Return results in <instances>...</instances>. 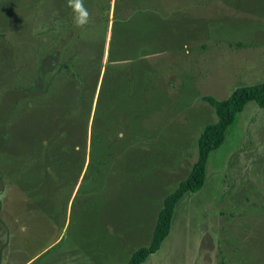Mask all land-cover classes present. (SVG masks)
Masks as SVG:
<instances>
[{
    "label": "rangeland",
    "instance_id": "obj_1",
    "mask_svg": "<svg viewBox=\"0 0 264 264\" xmlns=\"http://www.w3.org/2000/svg\"><path fill=\"white\" fill-rule=\"evenodd\" d=\"M145 1L84 0L91 20L77 27L67 0H0V264H91L89 249L95 262L104 255L110 264L126 261L128 254L149 244L164 197L196 161V142L204 126L217 120L203 97L226 100L239 87L264 82V0H160L171 15L166 14L148 38L158 49L124 62L118 73L113 67L123 64L118 62L116 37L127 46L137 44L115 24L133 13V3L151 5ZM119 30L122 33L116 34ZM77 43H84L82 59L94 58L96 46L103 48L96 89L88 78L84 104L93 91L95 98L102 90L107 101L103 115L114 124L113 104L124 117L138 109L128 107L132 95L140 108L150 107L145 125L153 126L163 143L147 142L136 177L137 164L126 156L117 178L122 184L118 199L110 198L103 210L63 230L72 181L47 200L24 188L49 187L43 183L45 173L54 177L62 170L31 162V142L38 145L44 135L54 133L47 129L42 100L33 102L52 81V109H62L74 122L84 96L72 75L73 61H68ZM149 71L155 74L156 90L146 89ZM68 143L64 149H70ZM64 149L62 154L73 155ZM36 156L44 153L39 150ZM182 209L185 231L172 247V237L165 240L148 262L171 248V264H264V108L253 102L245 107L222 146L210 154L203 188L185 195L173 221ZM21 226L27 231L21 232ZM102 227L104 239L99 238Z\"/></svg>",
    "mask_w": 264,
    "mask_h": 264
},
{
    "label": "trees",
    "instance_id": "obj_2",
    "mask_svg": "<svg viewBox=\"0 0 264 264\" xmlns=\"http://www.w3.org/2000/svg\"><path fill=\"white\" fill-rule=\"evenodd\" d=\"M137 4H138L137 2L133 3V5H131L130 7L134 6L135 9L136 7H138L136 6ZM137 11L139 10L136 9L135 13L130 14V16H128L126 20H123L121 23L115 24V29L124 30V32L127 35L135 39L137 44V47H132L133 46L132 43L131 46L130 45L127 46L125 43L121 41L120 38L116 37L117 42L115 43L116 45L115 48L117 49V55L120 58L118 62H121V64H123L120 65L119 67H113L116 69V71H118V73L124 70V66L126 65L124 64V62L126 63L131 59L137 60L138 58H144L148 55H151L156 49H158L156 45L149 43L151 39L148 40V38L152 37V35L154 34L153 29H155V27L159 24L157 20H154L155 15L153 14L145 15V13H138ZM122 25H124L123 29L121 27ZM107 27H108V23L105 22L104 25L105 34L107 32ZM117 33L118 34L122 33V31L119 30V32L117 31L116 34ZM145 38L147 39L145 40ZM92 51H88L87 53L91 54ZM102 52H103V48L101 49V47L98 45L96 46V55L94 56V58L92 57V58L82 59V57L85 54L84 43H77L74 49L72 50L71 54L69 55L70 57L68 61L70 62L73 61L74 64L72 65L74 68V73L72 75L75 77L78 86L80 87L81 91L84 93V96L81 98L80 107H78V114L76 115L75 118L72 119L74 120V122H71V120H69L70 118L67 117L64 114V112L61 111L62 109H59V111H57V109H52L51 107L52 100L50 96V94L53 92L52 81L51 82L49 80L47 81L49 83L50 89L47 88L46 92L38 96V98L36 99L32 98L33 101L35 99L33 104L36 105L40 103L38 102L39 99L42 100L43 103L42 102L41 103L43 107L46 108L45 113L46 115L48 114L47 117L49 118L47 129L52 130L54 133L48 135L49 134L48 132V134L44 135L45 138L40 139L38 145L36 143L34 144L33 142H31V146H32L30 147L31 155H32L31 162L37 164L39 163L38 161H40L43 165L42 167H47V165H49L48 167L56 165L58 167H61L62 170L57 175H54V177L52 176L53 175L52 173H51L52 175H49L50 173L49 174L45 173L46 180L43 183L44 184L49 183L50 186L48 187L47 185H43L35 189L36 184L32 188H31L32 186L31 184L30 187L24 188L25 190H27L28 193L33 194V192L36 193L38 191L37 195L40 194L42 196L44 195L46 200L47 198L53 199L55 197L54 195L57 194V193L55 194V192H58L63 188H66L68 186L67 184L71 183V181L73 185L68 193L69 197L72 191L74 190L75 185L77 184L81 176L86 161L87 140H88L87 130L90 120L92 102L94 99L93 97L94 91H93V93L91 94V99L89 100L90 101L89 104L85 105L83 102L85 95L88 92L87 80L89 78V82H90L91 79H93L96 89V85L98 83L101 73ZM131 55L132 58H129V56ZM64 69L67 71L70 68L69 66L65 65ZM149 73L151 74V76L149 75ZM149 73L147 74L148 78L146 83V89L156 90L158 88L155 86L153 80L155 74L152 73L151 71H149ZM100 93L102 94L103 91L101 90ZM145 94L147 95L148 93ZM45 99L48 100L45 101ZM203 101L208 103L213 108L217 120L215 123L207 124L206 126H204L196 142V148H197L196 161L192 164L186 177L183 180H181L177 184L176 188L163 199L162 208L158 213L156 225L153 230L152 238L149 245L137 249L131 255L127 264H142L150 255L156 253L160 249L161 244L163 243V241L170 232L171 220L173 217L174 209L178 204V202L186 194H194L203 188L206 180V168L210 154L222 146L226 135L235 128V126L239 121V117L241 113L244 111L245 107L249 103L253 102L259 108H264V82L253 86L239 87L235 89L230 95V97L227 98L226 100H216L212 97L206 96L203 97ZM133 106L138 108L137 110L131 109V112L132 111L139 112L140 117L135 116L136 118L138 119L147 118L146 116L147 113L149 112L150 107L144 106L140 108L137 104H135V100L131 95V98L128 101V107L132 108ZM56 111L58 112L57 114L54 113ZM158 112H160V109H157V114ZM47 117L45 116V118ZM74 126H76L75 129ZM147 127L150 128L151 130H155L153 126H147ZM42 134H39L38 137H42ZM94 134H95V130L93 128L92 142H94L97 138V136H95ZM67 140L72 145H70L67 142ZM65 143H68L70 145V149H64ZM27 144H29V142H27ZM63 149L72 151L73 155H69L68 157L65 154H62L61 152ZM39 150L44 153V156H41L42 158L36 156L39 153ZM95 155H97V161L99 160L101 161L100 165L102 166L108 165L109 161H113V159L106 157L105 154H103L102 152H96ZM63 157L64 160H62ZM95 158L96 157H93L92 160L95 161ZM41 159H43V161ZM77 162L78 165H76ZM116 163H117L116 161L113 162V164ZM72 166L73 168L74 166L79 167L78 171H74ZM65 167L71 170L64 172ZM37 174L39 173L38 172L34 173L33 179L34 176ZM72 175H75L73 179H72ZM16 177L19 178V175L17 174ZM13 180L17 181L18 179H13ZM50 182L53 183L58 190H53ZM36 183H38V181H36ZM68 199L69 198H67V200Z\"/></svg>",
    "mask_w": 264,
    "mask_h": 264
},
{
    "label": "crops",
    "instance_id": "obj_3",
    "mask_svg": "<svg viewBox=\"0 0 264 264\" xmlns=\"http://www.w3.org/2000/svg\"><path fill=\"white\" fill-rule=\"evenodd\" d=\"M159 1L160 0H151V1L146 0L145 4H151V5L149 6L138 5V4H142L139 2L136 5L138 7H136L135 9H134V6L130 8L133 11V13H135V10L137 9L139 10L137 11L138 13H145V15L153 14L155 15L154 20H157V22L160 23L163 20V18H165L166 14L171 15V13L166 11L165 8L163 10L162 9L163 4L160 3ZM185 4L187 3L185 2ZM190 6L191 5H189V7ZM156 16H157V19H156ZM126 19L127 17L124 20ZM146 39L147 38H145V40ZM100 94H101L100 90L97 94H95V98H94L95 104H93L91 108L90 120L88 124L89 132H88L85 166L83 168V171L81 173V176L77 184L75 185L74 190L72 191L69 197V201L67 203V209H66L67 216L63 224V230H67L70 227H72L75 220H78L79 218H82L83 216L85 217L89 213L93 214L95 212L97 213L101 209L103 210L106 206H108L109 204L108 202L110 198H113L114 201L118 199L119 189L122 187V184L118 182L117 178L118 176L122 174L125 168L124 159L126 156L131 155L132 161L134 160L135 163L137 164L135 165V169H134L135 170L134 177H136V170H137L138 165L141 164V155L143 152H145V148L147 147L146 145L147 142L149 141L153 143L160 142V145H162L163 143V140L156 135L157 132L155 133V130H151L145 125L144 118L138 119L135 117V116H139V112L130 111L129 115L124 117L122 115V112L117 108L118 107L117 104H113V107L115 108V111L117 113L116 114L117 122H114V124H111V122L107 123L106 118L103 115V114L106 115L104 105H106L107 101H106L105 95L103 93L101 95ZM122 117L125 119L124 124H125V127H127V130L125 131V133H122L121 131V126L123 123ZM103 119H105L107 124L103 122ZM93 128L95 130L94 135L97 136L94 142H92V129ZM155 148H156V145H155ZM96 152H102L103 154H105L106 157L113 159V161H109L108 165H103V166L100 165L101 161L100 160L97 161V155H95ZM93 157H96L95 158L96 162L92 160ZM115 161L117 163L113 164V162ZM112 164L114 167L112 166ZM118 185L119 187L117 191L116 186ZM184 197L185 196H183V198ZM174 213H175V209H174ZM174 213H173V217H174ZM185 216L186 215H184V209H182L179 213L178 211L176 212L174 221L172 217L171 227H172V222H173V231H171V228H170V232L168 236L165 238V240L167 239L169 240L172 237V240L169 243L171 247L174 241L177 238H179L182 235V233L185 231V228H186ZM155 225L152 227V230H151V238H152ZM103 227H105V225H103ZM103 227H102V232L99 237L101 239H104L105 234H106L105 232L106 230ZM106 228L108 230L110 226L108 225V227ZM151 238H150V241H151ZM170 250L171 248H166L165 254L160 253V255L156 256L154 261L148 262L149 258L152 255L158 253L157 251L156 253L150 255L142 264H171L169 263L170 261L167 258V255L170 253ZM87 252L88 253L86 256H89L91 260V264H93V262H95V254H93V251L90 249ZM99 253H96V254L99 255ZM130 255L132 254L131 253L128 254V258ZM106 258L107 257H105V255L102 258H100L101 260L98 257L95 264H110L107 262ZM128 258L126 259V261H123V262L120 261L115 264H127L129 261Z\"/></svg>",
    "mask_w": 264,
    "mask_h": 264
},
{
    "label": "clouds",
    "instance_id": "obj_4",
    "mask_svg": "<svg viewBox=\"0 0 264 264\" xmlns=\"http://www.w3.org/2000/svg\"><path fill=\"white\" fill-rule=\"evenodd\" d=\"M68 6L72 9L73 20L77 27H84L89 24L91 14L84 5V0H67ZM21 232H26L27 227L21 226Z\"/></svg>",
    "mask_w": 264,
    "mask_h": 264
}]
</instances>
